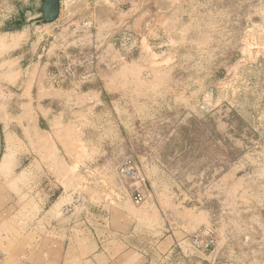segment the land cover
I'll list each match as a JSON object with an SVG mask.
<instances>
[{"label": "rangeland", "instance_id": "1", "mask_svg": "<svg viewBox=\"0 0 264 264\" xmlns=\"http://www.w3.org/2000/svg\"><path fill=\"white\" fill-rule=\"evenodd\" d=\"M137 1L60 0L57 21L35 26L39 0H0V29L21 26L0 31V127L21 122L5 115L15 102L5 95L20 85L4 62L19 41L33 77L39 67L43 78L50 57L36 67L38 48L55 52L59 74L72 63L76 75L68 87L54 88L64 118L50 133L33 130L30 112L32 128L6 137L0 264H31L36 243L45 248L67 216L72 238L78 229L94 237L97 206L111 199L115 184L147 193L140 205L130 198L136 260L144 251L146 264H174L159 243L176 229L186 236L177 247L184 261L207 264L185 241L205 230L215 240L214 264H264V0H173L162 25L174 31L143 35L128 18ZM119 17L128 22L115 24ZM93 72L97 79L79 78ZM102 75L110 79L107 91L96 83ZM38 83L44 91L46 83ZM89 89L102 98L86 94ZM126 157L143 183L119 173ZM35 158L52 161L50 192L38 194L44 182L35 176ZM75 190L84 193L88 214L76 208L80 202L69 195ZM71 248L78 251V241Z\"/></svg>", "mask_w": 264, "mask_h": 264}, {"label": "crops", "instance_id": "2", "mask_svg": "<svg viewBox=\"0 0 264 264\" xmlns=\"http://www.w3.org/2000/svg\"><path fill=\"white\" fill-rule=\"evenodd\" d=\"M170 3H174L173 0H166V2H161L159 0H139L136 3L131 2L130 10L127 11L130 12V16H127L130 18V29L138 33L140 32L141 35L152 28L156 30L162 28L163 31H174L171 27H164L162 25L166 17L165 13H167L165 11L169 9L168 7H164L168 6ZM114 9L116 10L115 6L113 7V10ZM115 12L118 13L117 11ZM126 18L119 17V19L114 22L115 24L119 23V25L122 23L125 24L128 22ZM16 33L14 35H16ZM14 39L12 42L15 41ZM24 45L25 44L19 41L16 47L10 50L12 57L4 62L6 65L4 68L7 70V73H9V77H13L14 83L20 85L16 94L9 93L5 95L15 99V102L11 104L8 103V110H10V112H7L5 115L10 118H20L21 122L19 124L18 120H13L12 122H14V125L0 127V168L5 164V157L2 158V152L6 137L18 138V134H24L26 130L32 127L36 133H50L54 124L61 122L64 118V113L57 111L58 109L60 110L61 105L58 99L62 96H54V93H56L54 88L64 85L68 87L69 83H62L58 79L62 66L58 64L55 52H49L48 49L45 50L43 48L39 50L36 46V49L38 48L36 52V58L38 60L35 65L36 67L40 64L39 59L46 58L47 56L50 57L46 63L47 66L45 67L46 71L43 78L38 74L39 67L33 77L32 72L28 73L33 65L28 63V50ZM32 56H35V54H32ZM120 59L123 60V58ZM126 60L131 61L132 59L126 57ZM109 81L110 79H108L106 75H102L100 80L96 81V83L101 84L102 89L107 91ZM38 82H40L42 86L43 82L46 83V87H43L44 91H41V89L39 90L37 87L39 84ZM43 93L44 95L48 93V95L39 96V94ZM86 94H90L98 100L102 98V96H100L101 91L96 92L89 89L86 91ZM14 111L18 113L15 114L13 113ZM30 112L35 115L34 125H32V127L28 125V120H30L29 117H32ZM42 161L43 160L40 158H35L32 164L33 166H38L35 176L37 178L42 177L40 180L44 182L43 188L40 189L38 194L50 192L53 186L51 181L54 180V176L49 170L52 164L51 159L48 158L44 160V162ZM80 176L81 175L78 176L79 181ZM136 189L144 195L146 200L147 193H145L141 186L131 185L130 188H125L123 186L118 187V185L115 184L112 189L111 199L109 201L106 199L102 200L97 206L98 208L96 211L99 214L98 218L101 220V224L96 226L94 237L86 238L84 229H78L80 230L79 236L72 238L73 236L69 235L70 231L74 230L73 227L71 228L69 226L71 216L62 218V221H60L63 223L62 227L55 235L47 240L45 248L40 250L36 243V250H34L31 256V264H136L137 260L140 261L139 264H146L147 258L144 251L143 256L138 255L136 260V254L133 252L134 247L132 245L134 240L132 234H130L135 224V218L130 215V198H132V194ZM81 194H84L81 190H75L69 195L75 198V202H80L77 204L76 208L88 214L86 208H84L85 199L83 197L81 198ZM176 228L178 229L179 227ZM185 237L186 236L181 232L174 229V231L168 233L161 239L159 244L167 248V251L164 253L165 259L174 262V264H200L198 261H195L194 258L184 261L181 257H177L180 256L177 247H182ZM73 239L79 243L78 251L76 249L72 250L71 248ZM214 250L210 254H197L196 257L204 259L207 261V264H214Z\"/></svg>", "mask_w": 264, "mask_h": 264}, {"label": "built area", "instance_id": "3", "mask_svg": "<svg viewBox=\"0 0 264 264\" xmlns=\"http://www.w3.org/2000/svg\"><path fill=\"white\" fill-rule=\"evenodd\" d=\"M127 41V39H126ZM94 60H99L100 55L97 56V52H99L98 49H94ZM80 53V52H79ZM102 57V56H101ZM88 62L85 61V65L87 64H92L94 63L92 60H87ZM72 63L68 64L66 67V70L64 71L65 75L59 74L58 79L59 81L63 82H69L70 78L75 79V71L73 66L71 65ZM88 65V66H89ZM106 67L107 64H105ZM78 67H82L80 64ZM81 80H85L86 78H92V79H97L98 78V72H93L87 75H82L79 77ZM78 79V78H77ZM87 83V81H84ZM119 173L123 178H126L130 181H133V184H141L144 182V179L140 176V174L137 172V169L135 167L134 161L131 157H126L122 161V163L119 166ZM132 201L136 205H140L145 202V197L144 195L138 191L137 189L134 191L132 194ZM188 248L191 250V255L192 254H210L212 253L214 246H215V240L211 237L209 231L201 230L198 234L192 236L189 239H186Z\"/></svg>", "mask_w": 264, "mask_h": 264}, {"label": "water", "instance_id": "4", "mask_svg": "<svg viewBox=\"0 0 264 264\" xmlns=\"http://www.w3.org/2000/svg\"><path fill=\"white\" fill-rule=\"evenodd\" d=\"M60 15V0H39L36 17L31 21L35 26L48 25L57 21Z\"/></svg>", "mask_w": 264, "mask_h": 264}, {"label": "trees", "instance_id": "5", "mask_svg": "<svg viewBox=\"0 0 264 264\" xmlns=\"http://www.w3.org/2000/svg\"><path fill=\"white\" fill-rule=\"evenodd\" d=\"M20 28H21L20 24H16L13 29L4 27V28H1L0 31L1 32H9V31H12V30H19Z\"/></svg>", "mask_w": 264, "mask_h": 264}]
</instances>
